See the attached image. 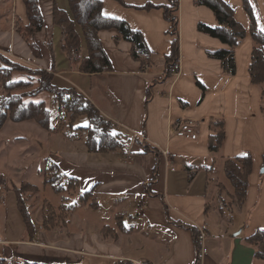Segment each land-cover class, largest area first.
I'll return each instance as SVG.
<instances>
[{
    "label": "crops",
    "instance_id": "1",
    "mask_svg": "<svg viewBox=\"0 0 264 264\" xmlns=\"http://www.w3.org/2000/svg\"><path fill=\"white\" fill-rule=\"evenodd\" d=\"M179 1L181 74L176 76L173 69L166 70L175 39L172 22L163 7L145 8L169 5L170 0H102L103 13L141 31L152 53L143 56V64L133 57L130 41L115 29L103 30L99 34L112 69L98 73L80 71L81 61L66 55L53 1L40 0L45 23L30 36L24 0H0V54L54 71L57 84L86 94L128 139L125 146L94 152L83 141L41 127L59 140L43 155L41 169L51 158L65 177L77 181L74 189L54 191L58 196L50 200L60 204L65 197L76 207L63 224L50 228L35 216L32 240L24 228L21 237L0 238V256L13 264H195V228L207 233L204 264H264L259 244L251 240L264 229L263 87L254 85L249 74L251 17L243 0H225L247 29L235 49L237 73L231 75L224 72L222 60L210 55L229 45L199 29L200 23L218 25L213 9L195 0ZM250 1L257 25L264 29V0ZM56 4L70 12L69 0ZM4 67L0 58V69ZM188 119L198 124L196 139L174 133L175 124ZM216 120L223 122L224 139L212 151ZM247 153L253 156V170L246 198L239 203L225 161ZM89 191L96 203L81 201ZM3 215L8 218L6 210Z\"/></svg>",
    "mask_w": 264,
    "mask_h": 264
},
{
    "label": "trees",
    "instance_id": "2",
    "mask_svg": "<svg viewBox=\"0 0 264 264\" xmlns=\"http://www.w3.org/2000/svg\"><path fill=\"white\" fill-rule=\"evenodd\" d=\"M53 1V18L55 24L62 28L63 43L62 47L66 55L81 61L80 71L85 73H98L112 69V63L109 55L103 45V40L100 37V32L103 30L115 29L126 40L133 44L132 53L133 57L138 60H144L143 56L149 55L150 51L147 42L139 30L132 29L129 24L119 18L109 17L103 13L102 0H69L70 12L58 7L56 0ZM196 3L204 4L213 9L216 14L218 25L211 27L206 24L200 23L199 29L209 33L212 36L218 37L229 48H223L216 52L210 53L214 58L222 60L223 70L227 74L237 73V61L235 49L241 43L242 39L247 34V29L244 24L239 22L235 16V9L225 0H195ZM29 24L26 27L27 33L31 36L36 31H39L44 26V14L41 8L40 0H24ZM244 7L251 17V35L254 41L252 51V60L249 66V74L251 81L254 85L262 86L263 93V110H264V30L258 27L255 14L253 12L250 0H243ZM179 0H170L169 5L159 6L153 4H146V9L153 7H163L165 17L172 22L170 28L171 33L175 36L173 41L172 52L166 55V70L171 71L175 64L179 62L180 57V31H179ZM81 30V33L79 29ZM120 36H116L118 39ZM85 42L87 46V55L82 56V43ZM0 58L6 60L10 68L0 69V79L4 88L8 91L6 95L0 97V128L3 127L8 118L13 121L20 122L25 120H34L45 129H51L52 113L51 110L44 104V102L30 101L25 102L21 95L13 93L17 88L27 86L24 81H15L11 79V75L15 70L23 72L44 74V69L35 70L33 68L24 66L18 62H14L0 54ZM147 57L145 58V61ZM143 61V64L146 62ZM54 78L45 81L48 83L49 88L46 86L41 87L42 90L50 91L55 94L54 101L58 104L61 111L65 108L71 111H82L80 115H86L92 125L93 129L91 135L87 140V146L90 151L94 152H107L120 147L117 138L110 132L112 121L107 120L102 116L100 110L93 106L92 102L90 109H82V100L78 99L79 96H84L74 86L61 87L53 83ZM43 81V80H42ZM41 82V80H40ZM44 82V81H43ZM82 109V110H81ZM213 125L218 128L213 132L210 137V148L216 151L224 139L223 122L214 121ZM114 126V125H113ZM220 128V129H219ZM264 162V155H263ZM253 170V156L251 153L236 156L235 158H228L225 161V174L231 182L234 193L233 197L239 203H242L247 195L249 186V177ZM45 184H53L58 176H62L59 166L51 158L46 160L45 170ZM55 176V177H53ZM68 177V176H66ZM73 180V178L68 177ZM77 183L76 180H73ZM29 186L32 191H37L38 187L30 183H23L22 187L17 189V199L19 201V210L26 226L30 238H34L37 232V225L32 218L28 208L24 203L22 197L23 187ZM54 191L60 193L62 189L55 187ZM85 195L94 194L92 191L85 192ZM81 201L88 202L86 197L82 196ZM45 211L43 212V225L46 228L52 227L50 218L55 217V212H51V203L45 201ZM53 207V206H52ZM50 220V221H49ZM195 239L197 242L199 232L193 228ZM251 240L259 244V254L264 256V229L259 232V235L252 237ZM118 264H134L130 260H121ZM0 264H11V261L3 256L0 258ZM24 264H71V263H48L38 261L26 260Z\"/></svg>",
    "mask_w": 264,
    "mask_h": 264
},
{
    "label": "rangeland",
    "instance_id": "3",
    "mask_svg": "<svg viewBox=\"0 0 264 264\" xmlns=\"http://www.w3.org/2000/svg\"><path fill=\"white\" fill-rule=\"evenodd\" d=\"M3 61L7 65V67L4 68H10L9 63L6 60ZM38 70L42 69L38 68ZM44 71L46 73L45 76L40 73L35 74L27 71L23 72L15 70L11 75V79L15 81H24L27 86L17 88L13 93L21 95L25 102H44L52 113V125L49 130L61 132L65 137H73L74 139L83 141L87 144V140L93 129L88 117L83 114L80 115L82 111H71L67 108L61 111L59 109L58 104L55 103L56 100L54 101L55 94L41 89L43 86H46L47 89L49 88L48 83H45V81L50 80L51 77L55 78V73L52 70L44 69ZM53 83L59 85L54 80ZM76 89L80 91L78 88ZM7 93L8 91L4 88L0 79V97ZM81 93L84 96L81 95L78 99H83L81 102L82 109H90L91 103L89 101L93 103V106L97 107V105L86 94L83 92ZM97 109L100 110L98 107ZM102 116L105 117L103 113ZM105 118L112 121L107 117ZM112 123L110 132L115 138H117V144H119L120 147L125 146L128 139L117 129L113 121ZM41 127L42 126L34 120L16 122L8 118L3 127L0 128V148H4V150L0 149V238L14 236L21 237L23 235L22 228H24V231L27 230L19 210V201L17 199V189L21 188L22 184L25 182L38 187L37 191H32L29 186H24L22 192L24 203L32 218L36 216V219H42L43 221V212L46 209L45 201L51 203L53 206H51V212H55V217L52 216L50 218L51 221L49 220L52 222L53 226L56 224H63L66 221L69 212L76 207L75 203H70L65 197L61 199V202L59 201L60 204H55L50 200H54L58 196L55 194L52 185L60 190L62 189L60 192L62 193L74 189L76 183L73 180L66 178L62 173V176H58L57 180L55 179V182L52 185L45 184L46 167L41 169L43 166V155H47L49 149L57 146L59 140L52 136H47V132ZM63 146L64 145H59L57 148ZM34 147L36 149H34ZM43 184L46 186H43ZM83 196L84 198L86 197L89 203H96L94 194H84ZM235 201L237 200L235 199ZM5 210L8 213V218L3 215V211L5 212ZM7 221L9 222V225H6ZM29 240H32L30 236ZM2 257L3 256H0V258ZM43 262H45V260ZM133 263L144 264L134 261ZM11 264L13 263L11 262Z\"/></svg>",
    "mask_w": 264,
    "mask_h": 264
},
{
    "label": "built area",
    "instance_id": "4",
    "mask_svg": "<svg viewBox=\"0 0 264 264\" xmlns=\"http://www.w3.org/2000/svg\"><path fill=\"white\" fill-rule=\"evenodd\" d=\"M173 75L180 76V63H176L173 70ZM197 122L193 119L182 120L175 124L174 133L178 137L196 139L198 133L196 130ZM207 233L203 230L200 231L197 239V254L195 264H204L206 254L208 252V247L206 245Z\"/></svg>",
    "mask_w": 264,
    "mask_h": 264
},
{
    "label": "snow or ice",
    "instance_id": "5",
    "mask_svg": "<svg viewBox=\"0 0 264 264\" xmlns=\"http://www.w3.org/2000/svg\"><path fill=\"white\" fill-rule=\"evenodd\" d=\"M262 30H264V29H262Z\"/></svg>",
    "mask_w": 264,
    "mask_h": 264
}]
</instances>
